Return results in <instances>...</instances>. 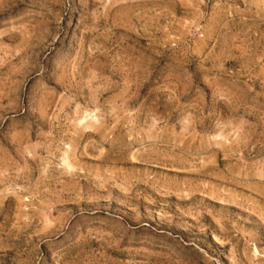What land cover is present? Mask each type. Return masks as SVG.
I'll return each mask as SVG.
<instances>
[{
  "label": "rangeland",
  "instance_id": "1",
  "mask_svg": "<svg viewBox=\"0 0 264 264\" xmlns=\"http://www.w3.org/2000/svg\"><path fill=\"white\" fill-rule=\"evenodd\" d=\"M0 264H264V0H0Z\"/></svg>",
  "mask_w": 264,
  "mask_h": 264
}]
</instances>
